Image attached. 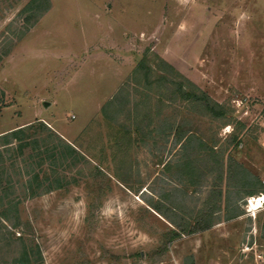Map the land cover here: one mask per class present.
Segmentation results:
<instances>
[{"label": "rangeland", "instance_id": "obj_1", "mask_svg": "<svg viewBox=\"0 0 264 264\" xmlns=\"http://www.w3.org/2000/svg\"><path fill=\"white\" fill-rule=\"evenodd\" d=\"M143 59L150 87L135 81ZM187 82L226 119L170 104ZM31 124L37 150L59 145L51 132L84 157L41 170L22 162L32 146L4 152L0 196L21 225L0 207V264H264V201L251 208L264 200V0H0V135ZM191 134L219 155L197 162L199 181L184 169L197 159ZM230 159L250 181L220 179L215 162L226 174ZM34 172L62 187L32 198ZM210 211L208 230L177 232Z\"/></svg>", "mask_w": 264, "mask_h": 264}, {"label": "trees", "instance_id": "obj_2", "mask_svg": "<svg viewBox=\"0 0 264 264\" xmlns=\"http://www.w3.org/2000/svg\"><path fill=\"white\" fill-rule=\"evenodd\" d=\"M146 63L147 61H145V59L141 61V63L138 66V69L135 71L134 77L136 79L135 80L136 83H139L141 81L140 79L143 77L144 81L147 83L146 85L150 87V76H151L152 68L147 67ZM167 67L170 70H172L170 66H167ZM158 80L161 83L163 82L164 85L166 86L169 84V82L172 81L171 79L165 78L164 76H161V77L159 76ZM186 84L187 86L178 84L176 85V89L171 91L174 96L171 94V96L169 95L167 97L170 104H173L178 96L181 102H184V103L189 102L196 109H199L200 111H202V113L209 115L211 119H214V120H225L226 119V111L221 105L212 102V100L206 94L201 92L193 83L187 82ZM112 104H114V100H112V102H109L103 108L105 115H106L107 108L112 106ZM138 107H139V104H137L134 107V111H135L134 113L136 116L133 119L135 122L133 123V125H134V128L136 129L135 131L137 132L140 131L141 129V124H140L141 121L139 119L140 117H142L138 114ZM143 119L145 120V118ZM138 120L140 122H138ZM40 127L43 129V131H45L46 129L45 126L42 125ZM34 129H36V126H34V124H31L29 126L18 128L11 132L0 135V173L4 171L3 169L5 168V164L7 163L4 152L10 153L13 151V154H16L15 156L21 157L24 155V151L30 146L34 147V149L32 150V154H30L28 159L22 161L25 164L26 168L33 167V164H36L35 165L36 168L42 170L43 165L46 163V160L48 159L50 160L49 165L52 166L56 164L58 161H61V162L67 161L68 158H73V161H76L78 160L79 156L82 158L84 157L83 154H80V152L75 147H73L71 144L61 139L59 136L53 135V133L51 132L50 134L58 139L59 145L53 148L46 147L43 151L37 150L35 146H33L35 145L36 138L30 136L28 133ZM178 134H179L178 135L179 139L177 140L176 145H181L182 147L183 144L181 142L185 139L184 138L185 135L182 132H180V130H178ZM186 141H189V142L193 141L197 147L196 149L198 150V152L195 155V159L197 158L195 160L196 162L192 160L188 161L187 163H185L184 169L187 172L190 170V176L192 174H195L197 177V180L199 181V179L201 178V170L197 166V162L202 161V159L207 156L217 158L219 155L217 154V152H215L216 150L214 147L212 148L207 147L206 143L202 141L200 138H198L196 135L191 134V136L188 137ZM233 142H235L236 148L242 144V140L236 137L233 138ZM2 147H3V150L5 151L1 150ZM208 152L209 154H207ZM44 156L46 157L45 159H44ZM215 167L221 171L220 179H223V177L226 175L228 179L236 178L238 179V181H241V183H245V182L247 183V181H250V175L247 173L244 167L240 165L238 162L233 161L232 159H230L229 167H228V170H226V174L223 173L221 162L216 161ZM202 175L205 176V173H202ZM53 178L54 179H49L47 177V174H44V176H40V174L37 172H34V174L29 173V178L26 181H24V187L26 191L29 192L30 196L34 198L38 195L49 193L55 189H59L62 187L60 178L57 176ZM193 179L194 178L192 177L191 182L189 181L190 186L194 185L195 183L193 182ZM3 189L4 188L2 186V181L0 180V190H3ZM214 191H217L216 192V194L218 193L217 198H219L221 195L220 190L218 191V189H216ZM251 193L252 194L250 195H254L253 192ZM0 207L6 208L5 212L1 215L2 219L11 224L12 222L8 214L14 211L16 222L13 223L12 226L18 229L21 225L20 215L18 212V203H15L14 201H7V197L1 195L0 196ZM153 209L160 215L165 216L166 218L170 219L171 223L174 224V222H172V219L165 213V211H163V209H161L158 206H153ZM212 217H213V211H210L208 215L201 212L196 220V224L194 227L187 226V225L186 226L185 225L175 226V227L177 228V232L179 234H194L197 232L206 231L212 226ZM17 240L19 244L22 245V247L24 248L22 252V257H24L25 259L23 260L27 263H30L31 261L30 255L33 253H32V250L30 252L25 249L26 238L23 232L20 234Z\"/></svg>", "mask_w": 264, "mask_h": 264}, {"label": "bare ground", "instance_id": "obj_3", "mask_svg": "<svg viewBox=\"0 0 264 264\" xmlns=\"http://www.w3.org/2000/svg\"><path fill=\"white\" fill-rule=\"evenodd\" d=\"M251 208H252L253 211H257L260 208H262V199L253 200L252 203H251Z\"/></svg>", "mask_w": 264, "mask_h": 264}, {"label": "built area", "instance_id": "obj_4", "mask_svg": "<svg viewBox=\"0 0 264 264\" xmlns=\"http://www.w3.org/2000/svg\"><path fill=\"white\" fill-rule=\"evenodd\" d=\"M258 199H261V197L257 198V200H258ZM254 200H255V199H254ZM262 201H264V200H262Z\"/></svg>", "mask_w": 264, "mask_h": 264}]
</instances>
